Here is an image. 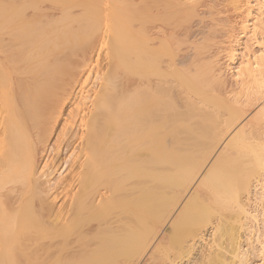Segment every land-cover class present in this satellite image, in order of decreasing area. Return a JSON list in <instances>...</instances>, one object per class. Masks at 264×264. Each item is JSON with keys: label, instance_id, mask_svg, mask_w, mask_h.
<instances>
[{"label": "bare ground", "instance_id": "6f19581e", "mask_svg": "<svg viewBox=\"0 0 264 264\" xmlns=\"http://www.w3.org/2000/svg\"><path fill=\"white\" fill-rule=\"evenodd\" d=\"M87 1L0 0V264H264V0Z\"/></svg>", "mask_w": 264, "mask_h": 264}, {"label": "rangeland", "instance_id": "374dc122", "mask_svg": "<svg viewBox=\"0 0 264 264\" xmlns=\"http://www.w3.org/2000/svg\"><path fill=\"white\" fill-rule=\"evenodd\" d=\"M66 2H68L69 1V4H75L76 2H75V0H71V2H70V0H65ZM90 1H92V2H89V1H87L86 2V5H89L90 3H93V4H90L89 6H87V7H89V8H91V7H93V8H95L96 6V8H99V7H101V5L103 4L102 2L103 1H100V0H90ZM96 2V3H95ZM88 3V4H87ZM101 4V5H100ZM107 42H108V40H106ZM106 41H104V43H103V45L106 47V45H108V44H110L109 46H111V43H109L108 42V44L106 43ZM99 43V42H98ZM101 43H102V40H101ZM105 43H106V45H105ZM98 45H100L101 46V50H97L96 52L98 53V51H101L100 53H98V55L99 56H101V57H99L98 55H97V57H99V59L98 58H94V62H95V60H97L98 62H100L101 60L103 61V58L105 59L104 60V64L108 61V59L107 58H113L114 56L113 55H115V51H114V48L111 46V49H110V47H104V46H102V44H98ZM96 47H98V46H96ZM102 48H104V50L102 49ZM96 49H100V47L99 48H96ZM108 51H107V50ZM109 50L111 51L112 50V52H109ZM105 51V52H104ZM108 54H107V53ZM97 53H95V55L94 56H96V54ZM109 53H112L111 55H109ZM106 56V57H105ZM106 61V62H105ZM102 63V62H101ZM97 65V66H99L100 65V63H94V65ZM103 64V63H102ZM250 204H251V209L252 210H254L255 212H254V214L255 215H258V217H257V219L256 220H261V215H262V211L264 210V207H263V205H264V199L263 200H256L254 197H252V199H251V201L249 202ZM256 208H258V209H256ZM263 209V210H262ZM258 212H257V211ZM257 212V213H256ZM256 220H253V223H255L254 224V234H253V236H251V239H252V241H250L251 242V245H253V242H254V244H255V246H258V242H256V239H255V237H257V236H255L257 233H256V231L255 230H257V228H256V226L258 227V225H256ZM258 223V222H257ZM253 225V224H252ZM256 233V234H255ZM253 259L255 260V257H253ZM257 260H258V258H256ZM257 260H255V261H257Z\"/></svg>", "mask_w": 264, "mask_h": 264}]
</instances>
